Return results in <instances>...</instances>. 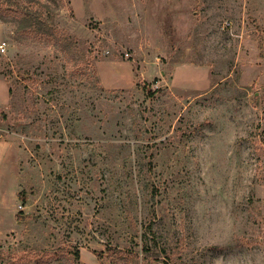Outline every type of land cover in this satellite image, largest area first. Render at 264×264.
<instances>
[{
  "label": "rangeland",
  "instance_id": "obj_1",
  "mask_svg": "<svg viewBox=\"0 0 264 264\" xmlns=\"http://www.w3.org/2000/svg\"><path fill=\"white\" fill-rule=\"evenodd\" d=\"M0 264H264V0H0Z\"/></svg>",
  "mask_w": 264,
  "mask_h": 264
},
{
  "label": "built area",
  "instance_id": "obj_2",
  "mask_svg": "<svg viewBox=\"0 0 264 264\" xmlns=\"http://www.w3.org/2000/svg\"><path fill=\"white\" fill-rule=\"evenodd\" d=\"M0 49H1L2 51L4 50L3 44L0 45Z\"/></svg>",
  "mask_w": 264,
  "mask_h": 264
}]
</instances>
